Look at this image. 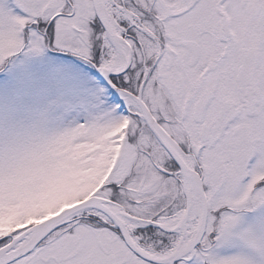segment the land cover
Listing matches in <instances>:
<instances>
[{
	"label": "snow or ice",
	"instance_id": "obj_1",
	"mask_svg": "<svg viewBox=\"0 0 264 264\" xmlns=\"http://www.w3.org/2000/svg\"><path fill=\"white\" fill-rule=\"evenodd\" d=\"M0 264H264V0H0Z\"/></svg>",
	"mask_w": 264,
	"mask_h": 264
}]
</instances>
